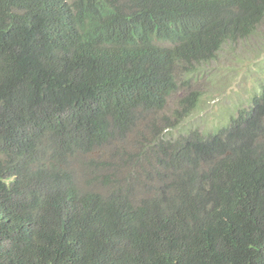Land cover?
Wrapping results in <instances>:
<instances>
[{
	"label": "trees",
	"instance_id": "obj_1",
	"mask_svg": "<svg viewBox=\"0 0 264 264\" xmlns=\"http://www.w3.org/2000/svg\"><path fill=\"white\" fill-rule=\"evenodd\" d=\"M263 21L264 0H0V264H264V84L224 127L143 134L146 196L72 166Z\"/></svg>",
	"mask_w": 264,
	"mask_h": 264
},
{
	"label": "rangeland",
	"instance_id": "obj_2",
	"mask_svg": "<svg viewBox=\"0 0 264 264\" xmlns=\"http://www.w3.org/2000/svg\"><path fill=\"white\" fill-rule=\"evenodd\" d=\"M255 33L245 43L223 46L186 89L182 86L169 97L162 112L145 115L123 140L77 158L72 166L79 185L82 188L104 187L100 185L102 178H92L113 173L117 180L114 185L128 189L132 197L137 199L150 194L158 183L155 177L152 178L158 168L149 155L150 150L139 148V139L143 134L168 141H175L189 131L206 134L226 126L231 117H236L237 111L245 108L251 96L264 84V21ZM193 91L198 93L196 107L188 117L174 122L171 114L178 99ZM167 126L170 129H166ZM87 161L101 163L102 169L87 172L83 164ZM150 177L152 180L148 181Z\"/></svg>",
	"mask_w": 264,
	"mask_h": 264
}]
</instances>
